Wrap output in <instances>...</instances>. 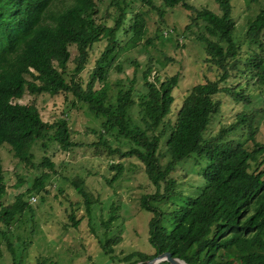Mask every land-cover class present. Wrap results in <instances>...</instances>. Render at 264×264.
<instances>
[{
  "label": "trees",
  "instance_id": "16d2710c",
  "mask_svg": "<svg viewBox=\"0 0 264 264\" xmlns=\"http://www.w3.org/2000/svg\"><path fill=\"white\" fill-rule=\"evenodd\" d=\"M215 1L220 14L205 7L194 9L184 0H163L166 7L182 3L194 11L186 29L200 21L204 23L203 31L196 34L197 39L205 44L206 61L219 71L216 79L190 88L167 132L165 126L158 129L174 101L172 91L178 83L177 75L160 79L148 67L141 76L144 90L134 89L132 79L126 89L117 91L113 100L105 83L96 87L105 74L103 64L118 46L119 33L122 30L130 32L129 44L133 46L144 36L146 23L140 12L129 15L121 8L109 26L97 19L96 0H0V148L8 144L14 158L33 166L31 148L36 140L44 141L43 147L47 145L45 140H53L64 151L75 145L65 118L45 121L34 104L16 101L26 91L50 95L70 92L101 119L105 132L128 141L127 150H111L105 140L99 142L109 147L110 152L118 151L121 157L140 160L148 179L157 189L153 194L142 196L140 202L141 208L153 214L148 222V239L155 252H133L123 257L127 264H145L165 251L187 264H264V155L259 158L264 148L255 144L256 147L249 150L244 143L227 138L230 131L246 125L248 138L253 139V115L240 112L235 123L222 128L214 137L205 139L203 136L212 115L220 109L216 94L225 92L237 102L249 101L232 87L222 85L242 65L237 57L240 46L233 35L235 20L231 0ZM142 2L159 14L164 11L153 0ZM246 38L251 54L245 58L244 71L264 93V7L248 20ZM102 40L107 43L83 85L77 75L87 64L92 45ZM70 45H75L78 54L75 71L67 79ZM134 107L138 108L140 116L137 123L131 115ZM163 136H166L169 153L164 166L157 153ZM192 154L206 161L201 171L205 185L196 196L188 198L172 212V226L168 229L162 223L161 213L150 201L164 195L159 193L161 182H166L164 191L174 186L169 175L177 162ZM42 164L53 166L46 158ZM110 169L117 170L114 175L117 177L122 167L115 163ZM43 178L36 179L31 190L18 193L12 203L4 205L0 201V222L9 226L14 213L28 206L24 197L30 198L32 191L43 186ZM82 183V180L73 182L85 199V205L89 206V193ZM4 192L0 155V200ZM115 240L107 239L102 244L106 254H112L111 245ZM12 264L17 263L13 261Z\"/></svg>",
  "mask_w": 264,
  "mask_h": 264
},
{
  "label": "rangeland",
  "instance_id": "374dc122",
  "mask_svg": "<svg viewBox=\"0 0 264 264\" xmlns=\"http://www.w3.org/2000/svg\"><path fill=\"white\" fill-rule=\"evenodd\" d=\"M153 1L164 10L163 13L150 9L142 0H96L97 19L101 23L111 26L121 8L129 15L140 12L146 23L144 36L134 46L129 44L130 32L122 30L119 33L118 46L103 64L105 74L96 87L105 83L113 100L117 91L126 89L132 79L134 89L144 90L141 76L148 67L160 79L177 75L178 83L172 91L174 101L158 129L165 126L168 132L190 88L216 79L219 71L206 61L205 44L197 39L196 34L203 31L204 23L200 21L197 26L186 29L194 11L182 3L166 7L163 0ZM184 2L194 9L205 7L220 14L215 0ZM231 4L235 20L233 35L240 46L237 57L242 66L222 85L232 87L249 101L237 102L225 92L216 94L214 97L220 102V109L212 115L203 136L205 139L214 137L222 128L235 123L237 115L244 112L253 115V139L248 138L246 125L230 131L227 138L244 143L249 150L255 148V144L264 148V93L244 71L245 58L251 54L246 38L248 20L264 7V0H231ZM106 43L102 40L90 48L87 64L77 75L83 85ZM69 51L67 79L75 71L78 54L75 45H70ZM149 79L152 80V76ZM16 101L34 104L45 121L65 118L75 145L64 151L53 140H45L46 147L42 146L44 141L36 140L31 148L33 166L14 158L8 144L1 145L5 192L0 201L4 205L12 203L18 193L31 190L36 179L44 178L43 186L30 193L32 198L24 197L28 206L20 207L14 213L9 226L0 222V264H12L13 261L17 264H127L123 257L133 252L153 254L155 248L148 239V222L153 214L141 208L140 202L142 196L153 194L157 188L148 179L140 160L121 157L118 151H108L109 147L111 150H127L130 143L109 131L105 132L101 119L70 92L50 95L26 91ZM135 101H138V96H135ZM131 115L136 123L139 122L137 107L131 110ZM165 138L163 136L157 150L162 166L169 160ZM101 139L106 141L108 148L99 142ZM262 155L264 152L260 159ZM45 158L53 164L52 167L42 164ZM115 163L122 167L117 177H114L117 170L110 169V165ZM205 165L204 158L192 154L177 162L169 175L174 181L170 190L164 191L166 182L160 183L159 193L164 195L159 200L150 201V204L161 213L162 223L168 229L172 226V212L184 205L188 198L196 196L205 185L201 175ZM79 180L89 193V206L85 205V199L73 184ZM107 239H117L111 245V255L106 254L102 247Z\"/></svg>",
  "mask_w": 264,
  "mask_h": 264
},
{
  "label": "water",
  "instance_id": "95a60500",
  "mask_svg": "<svg viewBox=\"0 0 264 264\" xmlns=\"http://www.w3.org/2000/svg\"><path fill=\"white\" fill-rule=\"evenodd\" d=\"M167 261L170 264H187L184 260L172 256L170 252H161L152 258L148 259L145 264H159L160 262Z\"/></svg>",
  "mask_w": 264,
  "mask_h": 264
},
{
  "label": "built area",
  "instance_id": "2783aa9c",
  "mask_svg": "<svg viewBox=\"0 0 264 264\" xmlns=\"http://www.w3.org/2000/svg\"><path fill=\"white\" fill-rule=\"evenodd\" d=\"M32 198V197H31ZM33 200H34V198H33Z\"/></svg>",
  "mask_w": 264,
  "mask_h": 264
}]
</instances>
